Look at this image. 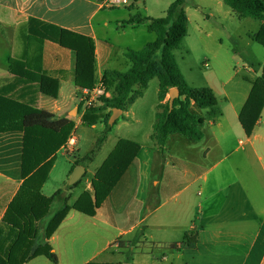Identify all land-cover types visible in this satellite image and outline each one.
Segmentation results:
<instances>
[{
  "label": "crops",
  "instance_id": "obj_1",
  "mask_svg": "<svg viewBox=\"0 0 264 264\" xmlns=\"http://www.w3.org/2000/svg\"><path fill=\"white\" fill-rule=\"evenodd\" d=\"M104 1L0 0V93L47 111L56 120L73 122L70 134L74 133L76 144L72 167L77 159L90 153L96 141L94 139L86 153L80 154L79 127L97 129L111 109L104 107L101 111L103 117L95 124L83 125L85 109L79 99L82 88L73 83V55L69 49L55 42L40 40L39 35L43 31L32 22L64 29L92 40L94 86L87 90L91 92L102 86L104 71L125 72L130 68L131 63L124 56L126 51L141 50L156 40L155 32L148 29L146 22L128 24L129 18L163 17L174 0H155L150 8L145 0H134L129 7L117 8L105 7ZM140 2L142 14L137 11ZM191 7L194 11L203 7L209 11L202 17L197 16L195 29L200 32L211 19L216 16L220 19L223 15V25L220 23L219 30H223V41L233 51V55L223 59L225 111L221 113L215 107V113L211 114L208 109H199L192 103L190 112L203 119L200 127L202 138L193 141L180 134H171L161 150L153 138L152 128L156 114L161 111L158 106L169 99L166 94L161 102L157 98L151 128L145 133V140L139 142L117 137L107 152L104 151L101 162L93 168L91 165L104 150L114 126L115 130H122L129 128L130 120L137 125L141 123V115L135 110V105L143 97L150 81L144 89L135 86L134 91H140L142 95L121 111L117 123L108 132L94 158L87 162L85 174L89 166L92 171L83 184L81 194L91 191L97 169L120 140L139 145L135 161L94 216L75 210L68 212L48 240L57 264H264V109L249 136L238 121L251 83L264 66V62H256L255 68L253 58L242 52L240 55L238 51L250 48L252 43L257 44L254 35L262 21L256 20L258 23L252 30L248 21L250 18H238L223 0H215L211 5L201 1L193 6L186 0L187 33ZM207 37H211V32L207 33ZM210 59L214 67L216 55ZM11 60L24 63L25 69L39 67L56 79V98L37 93L32 85L22 84L13 73H21L24 69L21 66L11 67ZM259 61H264V53ZM182 75L190 87L197 88ZM233 82L235 85L231 91L229 86ZM207 88L216 97V88L213 85ZM102 89L105 98H110L111 90ZM100 106L98 102L96 107ZM22 150L21 131L0 132L1 238L8 231L2 222L4 214L23 183ZM60 151L70 156L64 145L55 156ZM52 169L41 187L45 197L67 186L65 183L60 186L62 180L52 192L44 194ZM72 171L71 168L65 181ZM67 194L68 204L72 206L74 203H70L69 191ZM9 244L0 242V249L5 252ZM25 264L53 263L45 256H37Z\"/></svg>",
  "mask_w": 264,
  "mask_h": 264
},
{
  "label": "trees",
  "instance_id": "obj_2",
  "mask_svg": "<svg viewBox=\"0 0 264 264\" xmlns=\"http://www.w3.org/2000/svg\"><path fill=\"white\" fill-rule=\"evenodd\" d=\"M231 12L238 18H251L262 21L254 41L264 47V0H223ZM186 0H174L160 18H141L131 16L128 24L146 22L148 29L156 34V40L145 45L141 50H128L125 58L131 63L125 72L106 70L101 84L104 90H111L110 98L101 97L100 107L85 110L82 123L85 126L95 124L101 118L104 107L111 112L103 119L104 129L96 139L93 149L82 159H77L72 167H86L92 161L108 132L117 123L108 125L113 109L125 111L142 93L134 91L147 87L152 79L158 81V101H163L169 89L179 92L174 99L172 109L168 101L159 105L161 109L155 116L153 138L162 150L166 138L171 134H180L193 141L202 138L200 130L203 119L189 110L193 103L199 109H208L215 113L217 99L210 88L190 87L183 77L173 51L179 49L187 35L188 20L185 13ZM40 40H50L73 55L72 76L76 87L92 89L94 86V46L90 38L53 26L41 25ZM30 33L32 31L30 30ZM10 66H21L24 71L13 73L22 84L33 86L37 93L56 98L58 81L39 67L25 69L19 61H10ZM36 86V87H35ZM111 88V89H110ZM264 109V66L260 75L251 83V90L241 108L238 121L246 135H250ZM73 122L65 119L56 120L44 110L35 109L27 104L7 98L0 93V132L21 131L23 150L21 159V177L23 183L8 206L3 224L8 229L1 238V243L9 242L5 252L0 249V264H25L37 256H45L53 264L57 258L51 252L49 238L58 228L70 210L87 216H94L97 208L107 198L115 184L128 167L135 161L139 145L129 140H120L97 169L91 182V191L83 192L71 206L68 204L67 191L76 187V182L65 189L56 190L50 197L41 193L53 165L56 152L66 143L73 128ZM85 175V173H84ZM83 175V176H84ZM2 231L0 230V235Z\"/></svg>",
  "mask_w": 264,
  "mask_h": 264
},
{
  "label": "rangeland",
  "instance_id": "obj_3",
  "mask_svg": "<svg viewBox=\"0 0 264 264\" xmlns=\"http://www.w3.org/2000/svg\"><path fill=\"white\" fill-rule=\"evenodd\" d=\"M145 1L150 8L151 4H154L155 0ZM201 1L211 5L214 4L215 0H188L190 6H193L194 3H199ZM192 8L193 7L189 8V16L191 20L189 31L185 38L182 40L179 49L174 51V57L180 69L182 70V73L190 84H193L197 88H207L208 85H213L216 88V110H220L219 112L223 113L226 107V103L223 100V59H227L230 55H233V51L230 48V45L226 44V41H223V30H219L220 23H222L223 25V15L220 19L217 18V16L211 19V21L208 22L207 27L202 26V31L200 32L195 29L197 16L202 17L208 14L209 11L208 9H206V7H203V9H197L196 11H194ZM138 9V13L142 14L141 2L139 3ZM137 11L135 10V12ZM248 21L249 23H251L250 28L254 30L258 22L251 18ZM208 32H211V37H207ZM238 52V54L240 55H242L243 53L245 56L252 57L255 62V68H257L256 62H259V64H261V62H264L259 61L262 53H264V48L260 47L255 43H252L250 48L247 47L246 49L239 50ZM213 55H216L217 57V60L213 65L214 67H212L210 63V58ZM205 64H208V66L206 67ZM234 83L235 82H233L229 86V89L231 88V91H233V87L235 85ZM157 90V80H151L148 84V88L144 91L143 97L135 105V110L141 115V123L137 125L130 120L128 122L130 125L129 128L122 130H115L116 128L114 126L104 150H102L101 154L91 165L93 168L97 166L99 162H101L102 158H104L105 156L103 155L104 151L107 152L109 146L117 137L132 138L139 142L145 140V133L149 130V128H151L150 126L153 120L152 114L155 110L154 106L157 104ZM87 109L89 108H86V110ZM101 116L103 117V114ZM103 129V123L100 124V126H98V128L94 130L87 127H79L78 134L80 138V154L86 153L91 148L92 142L94 141V139L96 140L100 136ZM72 158V155L68 156L64 151H60L59 153H57L53 160V169L50 174L48 185L43 191L44 194L47 195L49 192H52L53 188L59 185L62 180L63 183H60V186H64V183L65 185L68 183L69 179L65 181V176L68 175L72 168ZM92 167H88V170L86 174L82 177L80 184L69 190L70 203H75L77 198L80 196L83 184L89 178L90 173L92 171Z\"/></svg>",
  "mask_w": 264,
  "mask_h": 264
},
{
  "label": "built area",
  "instance_id": "obj_4",
  "mask_svg": "<svg viewBox=\"0 0 264 264\" xmlns=\"http://www.w3.org/2000/svg\"><path fill=\"white\" fill-rule=\"evenodd\" d=\"M134 0H105L104 6L108 8H117V7H129L132 5ZM88 89H81L80 91V101L84 105V109L86 108H94L96 107V104L99 102V99L101 97H105V92L102 89V86L100 85L96 89L90 91H87ZM76 144V138L74 136V133H71L64 144V149L67 153L72 155L75 151L74 147Z\"/></svg>",
  "mask_w": 264,
  "mask_h": 264
},
{
  "label": "water",
  "instance_id": "obj_5",
  "mask_svg": "<svg viewBox=\"0 0 264 264\" xmlns=\"http://www.w3.org/2000/svg\"><path fill=\"white\" fill-rule=\"evenodd\" d=\"M167 94L169 97L168 105H169V109L171 110L172 106H173V101H174V99H176L178 97L179 92L176 88H172V89H169ZM120 115H121L120 110L113 109L112 113L108 119V125L112 126L114 124V122L119 118ZM84 173H85L84 167L79 166V165L76 166L70 175V178L68 180L67 185L68 186L74 185L76 182H78L83 177Z\"/></svg>",
  "mask_w": 264,
  "mask_h": 264
}]
</instances>
